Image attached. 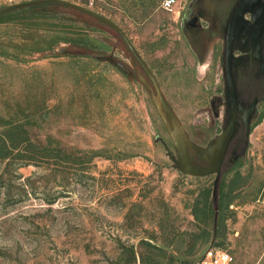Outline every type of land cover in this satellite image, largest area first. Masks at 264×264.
Returning <instances> with one entry per match:
<instances>
[{"label":"rangeland","instance_id":"rangeland-1","mask_svg":"<svg viewBox=\"0 0 264 264\" xmlns=\"http://www.w3.org/2000/svg\"><path fill=\"white\" fill-rule=\"evenodd\" d=\"M200 1L73 3L125 33L186 137L205 147L220 131L211 105H222L223 84L220 48L211 53L207 30L184 26ZM23 16L0 23V132L21 126L40 156L24 157L34 154L23 146L0 160V264H128L131 249L134 264L140 254L155 264L140 241L161 239L188 249L178 260L169 249L161 264H197L208 248L231 264H264V102L214 204L213 175L176 169L142 72L110 28L62 9ZM205 199L213 217L202 221Z\"/></svg>","mask_w":264,"mask_h":264},{"label":"flooded vegetation","instance_id":"flooded-vegetation-1","mask_svg":"<svg viewBox=\"0 0 264 264\" xmlns=\"http://www.w3.org/2000/svg\"><path fill=\"white\" fill-rule=\"evenodd\" d=\"M237 15L240 19L232 31L233 58L230 64L236 90V104L241 107V111L238 110L236 114L235 135L229 144L225 163L232 158L235 152L232 149L240 146L242 139L246 137L244 118L248 107L255 101V110L249 121L250 132L256 111L264 102V0H201L184 22L187 31L202 28L207 30L211 42L215 45L211 46V53L217 51L216 48H220L223 101L222 105H211L212 116L220 121V131L216 134L217 136L225 127L230 114V107L225 96L227 61L224 52L230 23ZM212 36L215 37L212 38ZM190 155L196 162L203 165L201 161H198L197 154L190 152Z\"/></svg>","mask_w":264,"mask_h":264},{"label":"water","instance_id":"water-1","mask_svg":"<svg viewBox=\"0 0 264 264\" xmlns=\"http://www.w3.org/2000/svg\"><path fill=\"white\" fill-rule=\"evenodd\" d=\"M39 5H58L67 9L75 10L84 14L85 16L107 26L110 28L120 39L124 45L126 51L131 56L134 63L139 67L142 72V76L138 77V81L147 91L149 98L154 106V109L162 123L165 131L167 132L171 143L175 151V157L171 156L176 169L184 174L194 177H207L214 176L213 180V198L214 204L216 198L217 187L221 177V173L225 166V157L228 152L229 144L235 135L236 114L237 111H241V107L236 104V90L231 75L232 57V42H233V30L240 16H235L230 23L229 35L226 39L225 45V59L227 65L225 67V96L228 106L230 107V114L228 121L222 131L213 139H211L205 147H200L193 144L186 137L184 129L179 122L177 116L172 110L171 106L162 94L159 84L157 83L153 73L150 71L146 63L141 56L137 53L133 45L131 44L125 33L112 21L97 14L85 7L77 4L65 1V0H31L21 3H16L0 8V16L11 13L17 10L39 6ZM109 62L113 63L116 67L121 68L125 73H128L121 64L109 58ZM255 110V101L248 107L245 114L244 124L246 127L245 135H249V121ZM191 153L198 155V161H201L203 165L196 162L190 155ZM232 158L228 160V163L235 161L238 155L233 152Z\"/></svg>","mask_w":264,"mask_h":264},{"label":"trees","instance_id":"trees-1","mask_svg":"<svg viewBox=\"0 0 264 264\" xmlns=\"http://www.w3.org/2000/svg\"><path fill=\"white\" fill-rule=\"evenodd\" d=\"M68 2L73 3V0H65ZM67 10L70 11L72 13H76L77 15L82 16L85 19H89V20H93L87 16H85L84 14L77 12L75 10H71V9H67L65 7L62 6H58V5H39V6H33V7H29V8H25V9H21L18 10L16 12H12V13H7L4 14L2 16H0V23H4L7 22L8 19L16 14H25L26 16L28 15H33V14H42L46 11H54V10ZM26 16H23V18H25ZM43 51H40V54ZM36 59H42V56H38ZM23 128L17 124H13V125H9V127H7L4 131L0 132V160H4L6 159L10 154H12L13 150H18L19 147H23L25 151H28V147L31 145L30 143V137H29V133L27 130H22ZM33 153L34 155L32 156H24L26 158L28 157H39L40 154L36 151H28ZM16 156H19L18 154ZM15 156V157H16ZM209 190H207L208 193ZM206 193V194H207ZM207 198V197H206ZM230 203V202H228ZM197 206L200 208L201 210V214H202V221H205L206 219H208V217H213V207L212 205L209 203L208 199H205V201L203 203L199 202V204H197ZM221 204L218 203V209H220ZM227 207V204H226ZM205 223V222H204ZM159 230H163V227L159 226ZM184 236H189L193 234H187L184 233ZM164 236V235H163ZM152 240V238H149ZM168 241V240H167ZM166 240H162L159 243H155V244H150L148 241H144L141 240L140 244L141 245H145L147 248L150 249V251L154 254L155 252L157 254H155L156 259L154 260L155 264H161V262L165 259H168L166 257V253L169 249H171V251H173L172 253H170V260L173 258H176V260L180 259L179 256L186 253L187 250H181V248L179 246H177L174 243H170L169 241L167 242ZM205 242H207L205 240ZM193 244V243H192ZM191 244V245H192ZM173 245V246H172ZM152 260V259H151ZM148 261V260H147ZM136 262L135 260V253L133 252V250L131 249V254L130 257L127 259V263L128 264H134ZM140 262L141 264H146V260L144 258V256H142V254H140ZM152 261H150L151 263Z\"/></svg>","mask_w":264,"mask_h":264},{"label":"built area","instance_id":"built-area-1","mask_svg":"<svg viewBox=\"0 0 264 264\" xmlns=\"http://www.w3.org/2000/svg\"><path fill=\"white\" fill-rule=\"evenodd\" d=\"M175 2L176 0H163L162 7L166 10H171ZM232 260V256L227 251L218 248H208L197 261V264H231Z\"/></svg>","mask_w":264,"mask_h":264}]
</instances>
